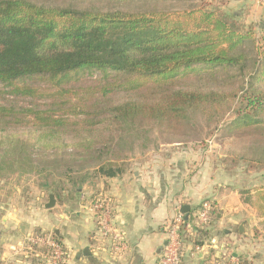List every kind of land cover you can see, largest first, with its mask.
<instances>
[{"label":"trees","instance_id":"1","mask_svg":"<svg viewBox=\"0 0 264 264\" xmlns=\"http://www.w3.org/2000/svg\"><path fill=\"white\" fill-rule=\"evenodd\" d=\"M40 1L0 0V178L18 175L27 184L31 175L38 176L43 180L39 188L57 198L62 192L55 186L67 179L70 192L78 194L87 179L96 186L126 171L106 158L112 140L102 136L112 125L160 122L173 127L194 108L222 116L231 109L233 104L219 107L236 95L216 91L219 88L206 94L201 84L216 72L245 69L243 47L254 39L252 33L241 32L235 16L203 3L188 9L176 6L203 0H177L144 12L83 9L78 4L133 3L145 9L151 2L173 0ZM88 71L98 72L100 83L92 93L82 94L81 75ZM193 74L191 79L200 85L181 87ZM121 88L123 101L110 98ZM243 94L229 127L263 139V71L252 76ZM19 100L31 104L19 106ZM261 143L259 157L253 159L257 163L264 162ZM69 159L95 162L91 164L98 175L70 179ZM260 196L264 203V193ZM211 204L212 219L219 211ZM261 213L264 218V205ZM191 222L192 215L186 224ZM194 228L205 235L203 228Z\"/></svg>","mask_w":264,"mask_h":264},{"label":"crops","instance_id":"2","mask_svg":"<svg viewBox=\"0 0 264 264\" xmlns=\"http://www.w3.org/2000/svg\"><path fill=\"white\" fill-rule=\"evenodd\" d=\"M205 1L208 9L222 10L236 18L240 17L239 11L226 8L231 2L235 6L257 3L264 18V0L261 4L259 0ZM154 156L158 159H145L121 176L83 187L78 194L67 192L58 199L42 189L34 199L43 200V210L36 214L29 209L33 198L30 192L23 194V200H16V189L1 182L0 264H47L48 251L27 243L34 233L53 235L69 254L68 264H157L160 249L166 243L165 225L186 206L190 217L205 201L215 203L219 212L204 229V236L197 233L193 222L189 223L184 232L183 264H239L234 262L239 261L240 254L235 253L233 246L239 244L240 227L245 231L244 221L249 214L242 208L239 190L224 182L226 171L205 165L191 168L185 158L176 161L178 154ZM100 194L114 208L115 227L128 245L123 254L99 249L96 217L85 199ZM50 195L55 196L56 203L47 210ZM20 205L28 209L19 210Z\"/></svg>","mask_w":264,"mask_h":264},{"label":"rangeland","instance_id":"3","mask_svg":"<svg viewBox=\"0 0 264 264\" xmlns=\"http://www.w3.org/2000/svg\"><path fill=\"white\" fill-rule=\"evenodd\" d=\"M50 1L53 4L65 5L64 0H43L40 2ZM259 1L261 4L262 1ZM176 2L177 0L167 1L163 3L164 5H155L156 3L151 2L144 9L143 7L140 8L141 4L133 5V3H125L126 5L120 6L115 3L106 4L100 1H84V3L78 4V7L83 9L100 7L101 9L104 8L103 10L105 11L122 10L128 12H144L152 10L153 8L161 9V6L165 7ZM198 3L189 2L187 4L183 1L176 6L181 7L180 9H188L192 5H201L203 1ZM205 3L206 1L203 4ZM236 6L235 2H231L226 8L239 11L240 17L236 20L240 25L241 32L252 33L251 36L254 39V41L252 39L248 41L243 47V51L245 52L244 61L246 62L245 69L243 71L230 69L228 72H213L214 77L205 76L208 75L207 72H201L200 74L201 76H205L202 80L204 82L201 84L205 89L202 90L203 93L208 94L219 88L216 91L236 95L228 102L225 101L223 106L219 107V109H224L225 106L228 107L233 104L228 113L222 116L221 114H210L211 110H205L204 107L194 108L189 111L188 118L174 123L173 127L162 125L160 122L144 123L142 126H131L129 123L126 124L123 122L119 125L109 127L102 137L112 140L109 156L106 158L115 161L113 163L118 167H125V170H129L133 165L148 158L154 157L153 159L157 160L158 158L154 156L157 154L163 157L168 154H178L179 158H175L176 161L185 158L186 165H189L191 168L205 165L214 167L217 171H222L221 169L226 171V174H223L225 177L224 182H228L229 185H234V188L239 190L238 192L243 204L242 208L249 214L244 221L245 231L238 235L239 244L233 246V248L235 247V253L240 254L239 261L234 262L244 264L255 262L264 263V218L261 215V209L264 203L260 196L261 193H264V162L257 163L253 160L258 156L256 153L261 149V142H264V138L262 139L256 135L252 136L248 133H242L238 129H231L232 127H229L236 118V105L239 103V98L243 97V93L248 88V83L252 76L262 71L264 72V30L261 29L264 27V18L261 15L263 12L259 10L260 5H257V3H252V5L248 4L247 6L237 4ZM219 11L223 12L222 10ZM92 73L91 75V72L88 71L81 75L85 77L81 84L83 89L80 92L82 94L92 93V90L97 88L100 83V74L98 72ZM192 76H195V74L191 75L189 79ZM189 79L187 82H182L181 87L189 85L195 89L197 85H200L195 84L193 79ZM116 90L117 93L110 98H114L115 101H123L126 97L124 88ZM3 103L4 101L0 98V104ZM30 104V100L18 101L19 106L25 107ZM22 137L24 140L28 139L27 136ZM66 152L70 153L73 150L67 149ZM91 163L95 162H85L82 160L71 162L69 159L68 164L71 165L72 171L68 173V177L75 179V177L87 176L89 174L93 179V177L98 175L96 174L98 170ZM8 170L6 169L5 171L8 172ZM30 177L32 180L27 185L23 182L21 176L18 175H11L5 179L0 178V183H9L10 188L16 189V200L18 198L23 200V194L30 192L33 198L29 209L31 213L36 214V212H42L43 210V200L35 201L34 199L42 191L39 188V184L43 180L41 181V178L35 175H31ZM87 181L83 187L91 186L89 183H92L93 180L88 181V183ZM97 181H99L98 178ZM69 182L70 180L62 179V185H56L55 189L62 192L61 195L67 192L71 193V184ZM48 194L45 195L46 200L48 199ZM248 199L249 202L246 203ZM23 208L28 209V206L23 207L20 205L18 209L23 210Z\"/></svg>","mask_w":264,"mask_h":264},{"label":"built area","instance_id":"4","mask_svg":"<svg viewBox=\"0 0 264 264\" xmlns=\"http://www.w3.org/2000/svg\"><path fill=\"white\" fill-rule=\"evenodd\" d=\"M94 212L97 223L96 238L99 249L108 248L114 255H120L127 251L128 245L122 234L115 227L116 214L110 200L100 194L97 198L85 199ZM212 204L203 202L192 212L195 227L205 229L211 221ZM185 215L177 213L164 227L166 245L158 258L157 264H183L184 232L189 228ZM31 247L45 248L47 264H68L69 254L53 235L32 234L27 238Z\"/></svg>","mask_w":264,"mask_h":264},{"label":"water","instance_id":"5","mask_svg":"<svg viewBox=\"0 0 264 264\" xmlns=\"http://www.w3.org/2000/svg\"><path fill=\"white\" fill-rule=\"evenodd\" d=\"M55 203H56V200H55V196L54 195H50L49 196V202L47 203V205L45 206L47 210H50L52 208L55 207ZM181 213L185 215V220L188 221V218H189V213H190V208L188 206L184 207L182 210H181ZM240 232L243 233V227H240ZM166 245V243L164 244V246ZM163 251V247L160 249V254L162 253ZM86 254H89V251H86L85 252Z\"/></svg>","mask_w":264,"mask_h":264}]
</instances>
